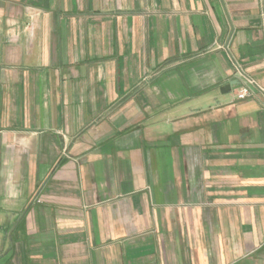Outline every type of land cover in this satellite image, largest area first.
I'll list each match as a JSON object with an SVG mask.
<instances>
[{"label": "crops", "instance_id": "1", "mask_svg": "<svg viewBox=\"0 0 264 264\" xmlns=\"http://www.w3.org/2000/svg\"><path fill=\"white\" fill-rule=\"evenodd\" d=\"M262 14L0 0V264H264Z\"/></svg>", "mask_w": 264, "mask_h": 264}, {"label": "built area", "instance_id": "2", "mask_svg": "<svg viewBox=\"0 0 264 264\" xmlns=\"http://www.w3.org/2000/svg\"><path fill=\"white\" fill-rule=\"evenodd\" d=\"M262 16L264 19V0H263V14H262ZM251 96H252V91L246 86H243L237 90V94H236L237 100H245Z\"/></svg>", "mask_w": 264, "mask_h": 264}]
</instances>
